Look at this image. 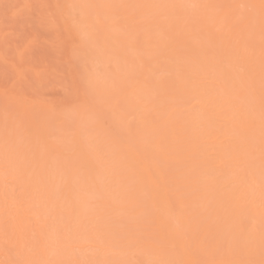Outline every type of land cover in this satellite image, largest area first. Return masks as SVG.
Segmentation results:
<instances>
[{
  "label": "bare ground",
  "instance_id": "6f19581e",
  "mask_svg": "<svg viewBox=\"0 0 264 264\" xmlns=\"http://www.w3.org/2000/svg\"><path fill=\"white\" fill-rule=\"evenodd\" d=\"M259 5L0 0V264H262Z\"/></svg>",
  "mask_w": 264,
  "mask_h": 264
},
{
  "label": "snow or ice",
  "instance_id": "6c2138e0",
  "mask_svg": "<svg viewBox=\"0 0 264 264\" xmlns=\"http://www.w3.org/2000/svg\"><path fill=\"white\" fill-rule=\"evenodd\" d=\"M69 7H75L74 5H69ZM82 7H92L90 5L82 6ZM255 7V6H252ZM260 11H261V22H262V28H264V0H260ZM72 24L79 25V24H88L89 27H93L87 17H81V18H72ZM149 264H153V262H149ZM157 264H174V262H157ZM262 264H264V261H262Z\"/></svg>",
  "mask_w": 264,
  "mask_h": 264
}]
</instances>
